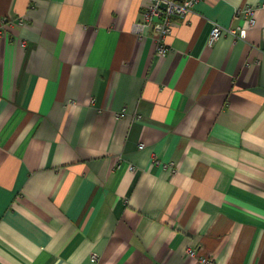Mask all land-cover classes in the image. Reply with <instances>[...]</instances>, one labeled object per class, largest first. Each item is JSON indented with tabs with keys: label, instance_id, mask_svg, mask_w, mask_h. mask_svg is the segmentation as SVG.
I'll list each match as a JSON object with an SVG mask.
<instances>
[{
	"label": "crops",
	"instance_id": "crops-1",
	"mask_svg": "<svg viewBox=\"0 0 264 264\" xmlns=\"http://www.w3.org/2000/svg\"><path fill=\"white\" fill-rule=\"evenodd\" d=\"M143 2L0 0V264H264V0Z\"/></svg>",
	"mask_w": 264,
	"mask_h": 264
},
{
	"label": "built area",
	"instance_id": "built-area-1",
	"mask_svg": "<svg viewBox=\"0 0 264 264\" xmlns=\"http://www.w3.org/2000/svg\"><path fill=\"white\" fill-rule=\"evenodd\" d=\"M205 0H144L142 6V22L137 23L134 31L137 35L142 37L147 31H151L152 36L156 40L157 52L161 56L169 55L172 50L168 46V38L173 33L174 27L177 23L186 21L188 16L193 13L194 8ZM236 19L245 21L249 28L256 25L255 9L251 6L245 5L236 11ZM14 22L9 19L4 24V28L12 25ZM5 32L0 30V36H4ZM226 35H231L237 40H244L247 36V29L223 27L218 24L213 26L208 39V47L212 48L214 45ZM24 45V44H22ZM125 113L118 115L123 117ZM144 145H140L143 149ZM187 257L197 260L198 264H217L212 258L203 257L199 255V251L194 248L187 250ZM94 260L97 257L93 256Z\"/></svg>",
	"mask_w": 264,
	"mask_h": 264
}]
</instances>
